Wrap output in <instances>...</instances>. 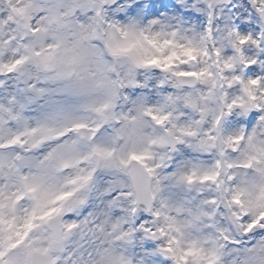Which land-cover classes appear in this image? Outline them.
Returning <instances> with one entry per match:
<instances>
[{
  "label": "snow or ice",
  "instance_id": "snow-or-ice-1",
  "mask_svg": "<svg viewBox=\"0 0 264 264\" xmlns=\"http://www.w3.org/2000/svg\"><path fill=\"white\" fill-rule=\"evenodd\" d=\"M0 264H264V0H0Z\"/></svg>",
  "mask_w": 264,
  "mask_h": 264
}]
</instances>
